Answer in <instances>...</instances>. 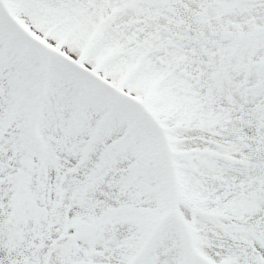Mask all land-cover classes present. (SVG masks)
Instances as JSON below:
<instances>
[{
    "label": "snow or ice",
    "instance_id": "1",
    "mask_svg": "<svg viewBox=\"0 0 264 264\" xmlns=\"http://www.w3.org/2000/svg\"><path fill=\"white\" fill-rule=\"evenodd\" d=\"M0 264H264V0H0Z\"/></svg>",
    "mask_w": 264,
    "mask_h": 264
}]
</instances>
